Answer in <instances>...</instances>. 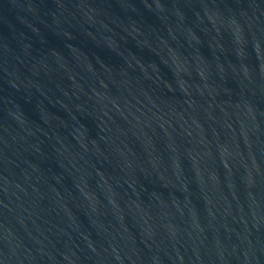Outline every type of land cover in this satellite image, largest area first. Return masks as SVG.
<instances>
[{"label": "water", "instance_id": "1", "mask_svg": "<svg viewBox=\"0 0 264 264\" xmlns=\"http://www.w3.org/2000/svg\"><path fill=\"white\" fill-rule=\"evenodd\" d=\"M0 264H264V0H0Z\"/></svg>", "mask_w": 264, "mask_h": 264}]
</instances>
